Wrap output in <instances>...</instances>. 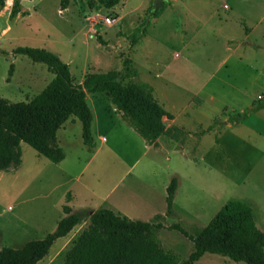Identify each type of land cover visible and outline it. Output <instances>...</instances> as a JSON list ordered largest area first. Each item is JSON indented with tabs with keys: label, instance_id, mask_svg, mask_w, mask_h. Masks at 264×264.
<instances>
[{
	"label": "rangeland",
	"instance_id": "rangeland-1",
	"mask_svg": "<svg viewBox=\"0 0 264 264\" xmlns=\"http://www.w3.org/2000/svg\"><path fill=\"white\" fill-rule=\"evenodd\" d=\"M152 5L153 0H121L107 9L99 0H68L65 10L60 0H26L24 12L13 19L0 8L1 99L28 102L53 79L44 64L14 54L19 47L56 55L68 66L75 83L90 73L117 71L137 104L145 99V93L132 86L142 83L137 72L142 75L146 69L160 76L156 77L155 93L151 89L149 94L162 107L164 131L160 136L169 144L160 152L145 150L141 137L128 128H133L132 122L120 116L108 97L87 94L93 114L92 148L81 141L80 122L70 118L74 123L57 131V147L64 154L60 163L49 162L21 142L17 147L20 168L0 174V249H18L53 232L63 218L66 193L80 183L92 190L99 186V196L116 186L101 208L115 211L111 202L119 195L126 209L151 212L165 210L164 185L172 177L178 180L174 215L163 219L164 225L179 224L191 233L204 227L228 200L235 199L252 209L255 225L264 234V0H187L170 8L175 13L166 5L156 18L149 19ZM105 18L114 19V23L106 26ZM224 20L234 25L228 44L218 23ZM242 26L257 29L249 39L259 47H247L239 53V61L230 50L243 36ZM6 27L8 31L1 35ZM137 27L138 33L134 32ZM134 34L141 36L133 41ZM181 43L186 46L182 51ZM177 54L179 58L174 57ZM164 64L170 68H163ZM197 92L199 98H194ZM230 102L237 111L251 105L259 109L232 126L228 118L238 112L222 107ZM201 103L202 108L196 109ZM184 108L187 110L181 116H190L184 127L202 131L210 126V132L201 137L191 131L188 137L181 124L165 131L166 118L171 120V112L178 114ZM227 124L231 127L225 130ZM159 137L145 143L157 149ZM86 224L85 219L57 239L37 264H61L67 240ZM157 238L179 262L192 250L191 241L176 230L163 228ZM196 264L244 263L207 253Z\"/></svg>",
	"mask_w": 264,
	"mask_h": 264
},
{
	"label": "trees",
	"instance_id": "trees-1",
	"mask_svg": "<svg viewBox=\"0 0 264 264\" xmlns=\"http://www.w3.org/2000/svg\"><path fill=\"white\" fill-rule=\"evenodd\" d=\"M11 1L9 19L21 13V0ZM120 1L99 0L107 9ZM67 4L68 0H60L61 9ZM3 6L4 0H0V7ZM157 15L158 11L154 16ZM139 30L137 27L134 32ZM140 36L134 34L133 41ZM13 53L44 64L53 79L28 102L10 103L0 98V171L19 165L17 147L21 142L48 161L61 162L64 155L57 147L56 135L69 118L80 122L82 143L89 146L92 113L86 103V94L103 93L109 97L111 104L132 122L133 129L146 143H153L164 131L160 120L164 112L152 100L148 85L135 83L132 86L136 92L145 93V99L137 104L135 94L123 86L117 71L90 73L81 83H75L68 66L46 50L19 47ZM257 109L258 106H254L232 115L230 122H240ZM177 186V178L172 177L165 189V213L155 215L150 222L130 220L106 208L71 213L64 205L65 216L53 232L42 239L28 241L18 249L1 248L0 264H37L57 239L68 235L85 219L86 226L69 242L61 264H195L205 253L236 263L264 264V234L255 226L250 207L235 199L228 200L204 227L191 233L179 224L169 225L168 229L178 231L191 241L192 250L182 262L166 251L157 233L163 228V219L174 215Z\"/></svg>",
	"mask_w": 264,
	"mask_h": 264
},
{
	"label": "crops",
	"instance_id": "crops-1",
	"mask_svg": "<svg viewBox=\"0 0 264 264\" xmlns=\"http://www.w3.org/2000/svg\"><path fill=\"white\" fill-rule=\"evenodd\" d=\"M26 0H21L20 1V5H21V12H24V10H23V7H22V4H23V2H25ZM186 1L187 0H174V1H172V0H166L164 3H163V5H162V7L159 9V10H162L166 5H169L168 7H169V12L170 13H175V11L173 10V11H171L170 10V8H175V5H177V4H181V5H184V4H186ZM11 0H4V6L3 7H0L2 10H3V12L4 13H9V11H10V7H11ZM172 2H175L174 3V5L172 4ZM167 7V8H168ZM152 8H153V5H152ZM223 9H229V7H223ZM65 10H67V7L65 8ZM152 11V10H151ZM18 16V15H17ZM157 16H150L149 17V19H151V18H156ZM263 18V17H262ZM227 20H224V21H219L218 23L220 24V26H221V29L222 30H224L225 32H223V34H224V39L227 41V44L228 43H230V42H232L231 41V38H230V35H229V33L231 32V30L233 29V26L234 25H231V24H227V22H226ZM241 25H242V23H241ZM227 29H229V31L227 32ZM239 30L241 31V33H243V36L242 37H240V36H237V37H240L238 40H237V42H236V45L234 46V48L232 49V50H230L231 51V56H232V53H235L234 55H238V60L240 61V60H242V58L239 56V53H243V52H245V49L247 50V47H250L251 48V46L252 45H254L255 47H259V46H256V44H253V42H251L250 41V39H249V37H250V35H251V33L252 32H254L255 30H257V29H252V28H248L247 26H242V27H240L239 28ZM8 31V27H6L4 30H2L1 31V35L2 34H5L6 32ZM237 31H238V27H237ZM233 39V38H232ZM181 42H183V39H181ZM182 44V46H181V51L183 50V49H185L186 48V46L183 44V43H181ZM253 46V47H254ZM226 50H229L228 48H226ZM237 52H238V54H237ZM178 56H174L175 58H179L180 57V55L179 54H177ZM230 56V54L226 57V58H224L223 60H221V62H220V64H219V66H221L222 64H224L226 61H227V58ZM163 68H165V69H168V68H170V66H169V64H164L163 65ZM137 71V70H136ZM152 72H150V71H148V70H146L145 69V71L143 72V74L141 75H139L138 74V72H137V78H138V80L140 81V82H142L143 84H146V85H148L152 90H153V93H155V90H154V86H155V81H156V77L159 79L160 78V76H157V75H153V74H151ZM82 82V81H81ZM81 82H79V83H81ZM205 83V82H204ZM199 92H197L193 97L195 98H199L198 96H199V94H198ZM92 94H94V93H92ZM101 95H100V98H103V97H105L106 95L105 94H103V93H100ZM87 94H86V103H87ZM107 97V96H106ZM98 99V98H97ZM109 101H110V99H109V97L107 98ZM193 99V98H192ZM210 100H212V98L210 99ZM190 102H192V101H190ZM92 103V105H93V101L91 102ZM193 103V102H192ZM88 105V104H87ZM113 105V104H112ZM189 105V104H188ZM230 105H232V102H230L228 105H224V106H222V107H227V108H231V109H233V110H235V108L233 107V106H230ZM114 106V105H113ZM190 106V105H189ZM202 103L201 104H199L197 107H196V109H201L202 108ZM89 107V106H88ZM115 107V106H114ZM191 107V106H190ZM248 107V108H247ZM245 109H250V108H252V107H254L253 105H251V106H247ZM164 108V107H163ZM245 109H239V111H237V110H235V111H237L238 113H242V112H244L245 111ZM117 110V109H116ZM165 110V109H164ZM187 110V108H184V109H182V111L180 112V113H178V114H174L173 112H171L172 114H173V118L171 119V120H168L167 118H166V120H165V123H164V127H165V131H167L169 128H171V126H174L175 124H181L183 127L185 126L184 125V123H186L187 121H190V116L189 115H187V114H185V117H183V116H181V113L183 112V111H186ZM118 111V110H117ZM119 112V111H118ZM170 112V111H169ZM256 112V111H255ZM255 112H253V113H255ZM92 113V112H91ZM217 113H218V111H217ZM238 113H235V114H238ZM120 114V116L123 118V115L121 114V113H119ZM250 114H252V113H250ZM249 114V115H250ZM232 115H234V114H232ZM232 115H230L229 116V122L228 121H226V122H228V123H230V124H232V126L233 125H237V124H239L241 121H243V120H245V119H243V120H241L240 122H230V118L232 117ZM165 118V117H164ZM164 118H163V120H164ZM211 119H212V117H211ZM211 119L210 120H208L209 122L211 121ZM69 120V121H68ZM64 124H63V126L59 129V130H61V129H63L64 130V127H65V125L66 124H68V123H74V119H68ZM92 122H93V114H92ZM230 124H227L226 126H225V130L226 129H229L230 127H231V125ZM91 126H92V123H91ZM128 128H129V130H132V131H134L135 132V130L133 129V128H131L130 126H128ZM184 129H185V131H187V133H188V137H191L192 136V134L193 135H201V137L202 136H204L203 134L204 133H209L210 132V126H208L207 127V129H202V131H197L195 128H193V129H188V128H186V127H184ZM58 130V131H59ZM191 131H193V133L191 134ZM200 132V133H199ZM204 132V133H203ZM198 133V134H197ZM57 136V135H56ZM99 137V136H98ZM140 137V136H139ZM91 144L89 145V146H86V145H84V146H86V147H88V148H92L93 146H94V141H93V137H92V133H91ZM142 139V138H141ZM56 140H57V137H56ZM101 140L102 141H104V138H101ZM143 140V139H142ZM81 141H82V139H81ZM143 142H144V149L145 150H158L159 152H160V150H161V148L164 146V145H169L168 143H163L162 141H161V136L159 137V139L157 140V145H158V148L157 149H154L153 148V146H151V145H148V144H146L145 143V141L143 140ZM182 153V152H181ZM64 155V154H63ZM64 159V158H63ZM50 162V161H49ZM52 163V162H51ZM60 163V162H59ZM54 164V163H53ZM58 164V163H57ZM20 166H21V160H20V163H19V165L18 166H16V167H11V168H8L7 170H5V171H0V174L2 175V174H6V173H8V172H11V171H15V170H17L18 168H20ZM79 182V181H78ZM168 183L169 182H166V184L164 185V188L166 189V187H167V185H168ZM97 186V185H96ZM97 188V190L95 189H91V187L90 186H88V185H86V183H80L78 186H76V187H74L71 191H68L67 193H66V195H65V202H66V206H68L69 208H70V210H71V213H78V212H82V211H87V210H91V211H94V210H96V209H98V208H101L102 207V205L104 204V203H106L108 200H109V198H111V195H113V193H114V191H115V189H116V186L114 185V186H111L110 187V189L107 191V192H104V194H100L101 196H99L98 194L100 193V192H98L99 191V186H97L96 187ZM177 189H178V186H177ZM177 189H176V191H177ZM175 195H176V192H175ZM175 195H174V198H175ZM165 196H166V192H165ZM68 197V200H66V198ZM165 199V198H164ZM151 200V199H150ZM149 200V201H150ZM122 200H121V198L119 197V195H116L115 197H113V201L111 202V204H112V206L114 207V209H115V211H113V212H116V213H119V214H121L122 216H125V217H127L128 219H130V220H136L137 218H139V217H143V219H145L144 221H142V222H150L151 220H152V218L155 216V215H164V213H165V210H166V204H165V210H162V209H160V210H152L151 212H134V211H130L129 209H126L123 205H122ZM152 201V200H151ZM174 201V200H173ZM240 201V200H239ZM241 202H243V201H241ZM244 204H246L245 202H243ZM74 205H76V207L74 206ZM247 205V204H246ZM248 206V205H247ZM249 207V206H248ZM251 209V208H250ZM252 210V209H251ZM61 212H62V209H61ZM62 214H63V212H62ZM252 214H253V211H252ZM147 215V216H146ZM65 215L63 214V217H64ZM253 220H254V216H253ZM138 221H141V220H138ZM163 224V223H162ZM254 224H255V221H254ZM169 225H164L163 224V228H167ZM256 226V225H255ZM257 227V226H256ZM162 228V229H163ZM202 228V227H201ZM194 230H196V229H194ZM260 230V229H259ZM160 231V230H159ZM187 231V230H186ZM188 232V231H187ZM75 236V235H74ZM73 236V237H74ZM72 237V238H73ZM72 238L70 237L67 241H68V244H69V242L72 240ZM66 241V242H67ZM160 242V241H159ZM64 244V243H63ZM162 245V244H161ZM163 247V246H162ZM263 250H264V247H263ZM191 252V251H190ZM205 254H207V253H205ZM213 255V254H212ZM198 262V261H197ZM196 264V263H195Z\"/></svg>",
	"mask_w": 264,
	"mask_h": 264
},
{
	"label": "water",
	"instance_id": "water-1",
	"mask_svg": "<svg viewBox=\"0 0 264 264\" xmlns=\"http://www.w3.org/2000/svg\"><path fill=\"white\" fill-rule=\"evenodd\" d=\"M166 0H153V8L150 16H153L163 5Z\"/></svg>",
	"mask_w": 264,
	"mask_h": 264
},
{
	"label": "built area",
	"instance_id": "built-area-1",
	"mask_svg": "<svg viewBox=\"0 0 264 264\" xmlns=\"http://www.w3.org/2000/svg\"><path fill=\"white\" fill-rule=\"evenodd\" d=\"M225 7H226V6H225ZM103 22H104V24H105L106 26H111L112 23H114V19H111V18H105V19L103 20Z\"/></svg>",
	"mask_w": 264,
	"mask_h": 264
}]
</instances>
